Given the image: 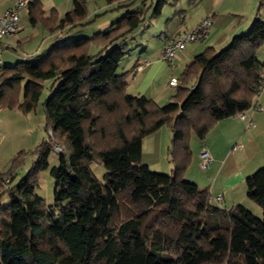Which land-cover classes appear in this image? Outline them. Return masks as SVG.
<instances>
[{
	"label": "trees",
	"instance_id": "1",
	"mask_svg": "<svg viewBox=\"0 0 264 264\" xmlns=\"http://www.w3.org/2000/svg\"><path fill=\"white\" fill-rule=\"evenodd\" d=\"M89 1L72 0L73 9L61 20L54 11L45 17L34 1L29 21L54 32L93 24L112 11L83 24ZM146 1L104 0L118 4L114 10ZM164 1L157 0L152 17ZM262 9L259 0L249 29L227 46L206 48L191 60L162 106L127 93V73L118 72L125 41L144 22L141 9L89 38L64 37L33 60L2 66L0 109L28 113L43 82L58 81L42 111L46 130L65 153L50 169L49 206L35 194L37 173L48 168L49 140L35 148L36 161L17 184L13 168L22 152L0 174V199H8L0 202V264H264V167L245 178L246 196L262 209L261 220L241 205L212 204L207 187L183 180L190 137L204 141L220 121L245 116L264 88V63L257 58L264 45ZM164 126L172 134L169 175L141 163L143 139ZM93 163L106 170L103 181L93 176Z\"/></svg>",
	"mask_w": 264,
	"mask_h": 264
},
{
	"label": "crops",
	"instance_id": "2",
	"mask_svg": "<svg viewBox=\"0 0 264 264\" xmlns=\"http://www.w3.org/2000/svg\"><path fill=\"white\" fill-rule=\"evenodd\" d=\"M14 1L15 0H0V14L7 10L14 3ZM34 1L39 2L45 17L54 11L59 20L63 19L65 14L73 9L72 0H28L27 7L19 12L18 31L16 34L11 37H5L0 41V68L4 65H13L18 61L33 60L36 55H39L54 46L59 35L58 33L64 35L65 39H68L69 37L81 39L89 38L97 32H103L112 22V17L116 18L121 13H125L123 14V16H125L136 9H141L144 12V22L129 37L130 40H134L138 36V33L145 30L148 26H151V28L154 26V24H151L150 21L148 23L146 22V16L149 12V8L154 5V0H147L143 5L138 3L133 4L130 8H124L126 11L123 12L114 10L117 6H119L116 3L110 6H107L106 3L104 5L103 3H99L98 7H96L94 5L92 6L91 3L94 0H91L89 1L91 3H86L87 17L83 21V24L89 22L95 15L106 10L116 11L117 14L109 17L102 25H100L98 23L99 20L96 19L93 24L87 26H78L73 28V24L71 26H65L60 31L57 30L49 32L43 24L36 23L35 25H32L29 21L28 7L29 4ZM258 1L259 0H165L160 13L154 17L150 16V19H152L151 21L157 24L156 29H159L158 31L164 35V40H161V44L158 49L154 51H149L147 45L143 46V56L136 60L131 70L121 72L127 73V77L125 79L127 93L134 96L149 97L158 104L159 102L155 101V97L152 95H155V93L159 91L161 98L168 97L170 100L176 92L177 87H179V84L176 87H170L168 85L169 80L171 78L179 79L185 66L191 60L198 57L206 48L211 47L217 50L224 48L229 44L234 36L246 32L255 19ZM126 4L128 3L124 2L121 5ZM97 8H102V11L98 12ZM206 16H210L212 19V25L206 38L199 43L186 45L183 52L176 54L172 66L166 65L162 62L160 59V53L163 46L171 41L178 33L189 31ZM259 18L264 22V9L260 11ZM99 28H102L103 30H98ZM68 31L71 34H69ZM88 31L94 32L90 34ZM170 34L173 36L170 37ZM31 46H33V48ZM129 65H126L127 69L129 68ZM170 90L172 94L169 97L168 95L170 94ZM149 91L150 96H147L146 93ZM169 100L166 103H168ZM262 104L264 105V88L255 100L254 108L251 113L249 115L245 114V119L243 120L248 118L247 120L253 121L254 118L259 121V123H264V110ZM255 108H261L262 110L258 111L255 110ZM6 114H9V112L4 109H0V126L3 121L7 120L8 116ZM226 120L220 121L216 127L222 128L220 137H216L217 140L215 142H211V144L208 143L209 148L205 145L201 148L206 149L209 152L212 159L210 165L213 164V166L214 164H218V161H221L223 156H227L231 149L237 145L235 141L242 130V119H240L241 121ZM227 122L231 123L229 124ZM254 126L255 125L252 124V128H254ZM248 128L246 127V129ZM230 133L233 135L231 139L227 138ZM255 137L256 136L254 135H252V138L247 137L246 145L248 144V146H244V148L242 147L241 149L242 155L245 156V162H247L246 166L249 168V172H243V170L247 167L242 170H237V164L235 161L234 164H232V162L228 164L227 162H221L222 167L217 171V173L219 172V177H216L213 184L207 186L211 195L212 204H218L220 206L226 204L225 191L230 192L240 186V184L244 182L245 178L249 176V173L253 171L252 169H257L260 159L255 161L256 159L254 158V155H252L253 143L256 141ZM261 139L264 141V135L258 138V141L256 142L260 143ZM241 160L243 162V158H241L238 162L241 163ZM228 166L230 167L229 169ZM232 166L234 170L229 173ZM187 174L188 173L185 172L184 176H187ZM189 182L194 183L195 185L196 183L198 185L203 183L202 180H196V178L192 176H190ZM219 182H225V185L220 188V186L218 187ZM218 196H220L222 200L219 203H215L214 199ZM235 199L236 198L231 196L228 203H239L245 207H249L242 199L237 202H235Z\"/></svg>",
	"mask_w": 264,
	"mask_h": 264
},
{
	"label": "rangeland",
	"instance_id": "3",
	"mask_svg": "<svg viewBox=\"0 0 264 264\" xmlns=\"http://www.w3.org/2000/svg\"><path fill=\"white\" fill-rule=\"evenodd\" d=\"M99 3H103V5L105 4L104 0H94L92 1L91 4L92 6L94 5L98 7ZM156 3H157V0H154V5L149 8V12L146 16V22L148 23L150 21L151 24H154L153 28H151V26H148L147 28H145V30L139 32L138 36L136 35L137 37L134 40L127 39L125 41L124 49L127 52V55L123 58V60L119 64V67H118L119 73L123 71L126 72L127 70L129 71L132 69L136 60H138L140 57L143 56L142 54L143 46L147 45L149 51H154L158 49L159 45L161 44V40H164L163 39L164 35L158 31L159 29H156L157 24L155 22L153 23V21H151L152 19H150V16L152 15L156 7ZM97 11L101 12L102 8H97ZM117 11L123 12V11H126V9H118ZM115 14H117L116 11H109L108 13H105L101 18H98L99 20L98 23L102 25L103 23H105V21L109 17L113 15L115 16ZM123 14L125 13H121L116 18L112 17L113 18L112 22L122 17ZM195 26H193V28ZM101 29L102 28H99L98 30H101ZM93 32L94 31L92 32L88 31V33L90 34H92ZM69 34L71 33L69 32ZM169 36L172 37L173 35L170 34ZM69 39L73 40L74 38L69 37ZM195 43H199V42H195ZM190 44H193V43H187L186 45H190ZM31 47L33 48V46ZM92 51L94 52V49ZM257 57L260 62L264 63V45L261 46L257 50ZM164 63L168 65L166 62ZM126 65L127 66L129 65L128 69ZM23 86H24V83L22 84L21 90L19 92V102L22 101ZM57 86H58V81H54V80L44 81L42 84L43 88H42L39 100L36 103L35 108L28 113H23L18 108L6 110L7 112H9V114H6L8 118L7 120L3 121V123L0 126V138H1L0 139V142H1V145H0V174L8 173L12 167L11 161L13 160V158L16 157L19 153L21 152L23 153L20 155L19 162L15 164L16 168L12 167L14 170L13 171L14 178L12 182L13 185L17 184V182L21 178H23L28 173V171H30V169L32 168V164L36 161L35 154H34L35 148L41 142L49 140V143L51 145V152L48 155V168L37 173V187L35 189V194L43 199L45 206H49L53 202L54 181H53L52 176L50 175V169L58 166L59 164L58 154L65 153V148L61 144V141L56 139V137L52 134L50 129L46 130L45 117L42 111V103L51 95V93L57 88ZM171 94L172 92L170 90V94L168 96L170 97ZM146 95L150 96V91L147 92ZM152 96L155 97L154 100L159 102L158 104L160 106L164 105L169 100L168 97L161 98V95H159V91L155 93V95L153 94ZM254 104H255V101H253V105ZM262 107L264 110L263 104H262ZM251 111L252 109L247 111L245 114L249 115ZM229 119L230 120L227 119L226 121H231V120L239 121L241 118L238 115L236 117H233L232 119L231 118ZM247 119L246 120L242 119L243 120L242 130L235 141L236 144H240L243 148L244 146H248V144L246 145L247 137L252 138V135H254L256 136L255 137L256 141H258V138L264 135V123L263 122L259 123V121L253 118V121H251V124L255 125L254 126L255 129L252 128V126L246 129L247 123H248ZM223 123H226V122H223ZM227 123L230 124L231 122H227ZM217 125L218 123L211 130H209V132L205 136L204 141L198 140L194 135H192L189 139V148L191 152V157H190V162L185 170V172H187L188 174L187 176L183 175V180L186 182H189L190 176L196 178V180H202L203 183H200L199 184L200 186L195 182L196 186H198L199 188H206L207 186H210L211 184L214 183V180L216 179V177H219L218 176L219 172L217 173V171L218 169L220 170L222 167L221 162L223 163L227 162V164L232 162V164H234V161H235L237 164L236 165L237 170H240V169L242 170L243 168L247 167L246 166L247 162H245V156L242 155V151H241L242 148H241L236 151L231 149L230 152L232 153L229 152L227 156H223L222 160L218 161V164H214V166L213 164L209 165V167L206 170H203L200 168L198 157H199L201 148L203 147V145L208 147V143L211 144V142H215L217 140L216 137L219 138L222 133V128H216ZM257 135H260V136H257ZM232 137L233 135L230 133L227 138L231 139ZM171 138H172L171 132L169 131L168 128L164 126V127H161L154 134H151L148 137H145L143 139L142 145H141L142 146L141 163L143 165H148L150 171L159 173V174H165V175H169L171 173V169L173 168V165L171 162V154H170ZM256 141L253 143L252 155H254V158L256 159L255 161H258L260 159V162H258L257 169H252L253 171L249 173V176L264 167V141L263 139L260 140V143ZM241 158H243V162L241 160V163H239L238 161ZM229 166H228V169L230 168ZM231 168L232 169L229 171V173L233 172L234 170L233 166ZM90 169H91L93 176L99 181H103L104 176L107 174L106 170L101 165L96 164V163H93ZM248 169L249 168L247 167L246 169L243 170V172H249ZM224 185H225V182H219L218 187L220 186L221 188ZM231 196L236 198L235 202L240 201L242 199L243 202L249 207H245L244 205L239 204V203H236V204L232 203L233 205L231 203H228L230 201L229 198ZM225 198H226V204L221 205V207L230 208L234 205H241L245 209L249 210L252 214H254L256 218L260 220L262 219V209L260 208V206H258L257 204L249 200L246 196L245 180L242 184H240V186L236 187L232 191L230 192L225 191ZM0 202L2 205H6L8 203L7 197L3 196L0 199Z\"/></svg>",
	"mask_w": 264,
	"mask_h": 264
},
{
	"label": "built area",
	"instance_id": "4",
	"mask_svg": "<svg viewBox=\"0 0 264 264\" xmlns=\"http://www.w3.org/2000/svg\"><path fill=\"white\" fill-rule=\"evenodd\" d=\"M28 0H15L14 3L3 13L0 14V41L5 37H11L18 31L19 12L26 8ZM212 25L210 16L203 18L194 28L187 32L178 33L174 39L166 43L161 49L160 59L166 62L169 66L173 65V60L177 53L183 52L187 43H195L203 41ZM64 35L59 34L55 43L64 39ZM144 64V62H143ZM179 81L177 78H171L168 82L170 87L178 86ZM261 110V108H258ZM241 119H245V116L240 115ZM251 121L248 120L247 128L251 127ZM242 146L237 144L233 147V150H239ZM211 163V157L206 149H201L199 154L200 168L206 170ZM222 199L220 196L215 198L216 202H220Z\"/></svg>",
	"mask_w": 264,
	"mask_h": 264
},
{
	"label": "bare ground",
	"instance_id": "5",
	"mask_svg": "<svg viewBox=\"0 0 264 264\" xmlns=\"http://www.w3.org/2000/svg\"><path fill=\"white\" fill-rule=\"evenodd\" d=\"M210 155V154H209ZM211 157V156H210ZM211 161H212V159H211ZM222 199V198H221ZM214 201H215V199H214ZM219 203V202H218Z\"/></svg>",
	"mask_w": 264,
	"mask_h": 264
}]
</instances>
